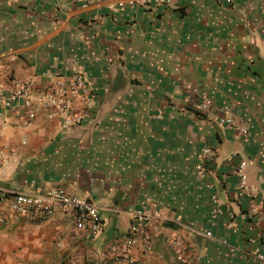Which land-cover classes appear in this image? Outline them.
I'll return each instance as SVG.
<instances>
[{
    "label": "crops",
    "instance_id": "crops-1",
    "mask_svg": "<svg viewBox=\"0 0 264 264\" xmlns=\"http://www.w3.org/2000/svg\"><path fill=\"white\" fill-rule=\"evenodd\" d=\"M143 1L0 0L8 87L79 74L95 93L70 127L0 100V192L64 188L102 219L4 207L0 264H264V0ZM137 211L151 219L128 247Z\"/></svg>",
    "mask_w": 264,
    "mask_h": 264
},
{
    "label": "built area",
    "instance_id": "built-area-1",
    "mask_svg": "<svg viewBox=\"0 0 264 264\" xmlns=\"http://www.w3.org/2000/svg\"><path fill=\"white\" fill-rule=\"evenodd\" d=\"M156 3H166L169 0H155ZM144 3H152V0H144ZM11 86L8 87L3 78L0 77V100L4 106L9 108L18 100L23 99L25 105L29 107L26 123L30 122L35 116L34 104L39 101L48 102L53 106L50 112L51 116H61L64 125L67 127L80 124L85 118L89 108L95 98V93L91 85L86 79L79 74L70 77L57 76L49 88L37 92L34 89V81L29 80H10ZM75 99H79L84 104L82 112H74ZM203 106H208V102H204ZM209 153V150H206ZM3 157L0 156V162ZM246 162L243 161L240 166L241 183L238 189V195L242 196L249 192L252 187L248 184L247 175L244 171ZM57 206H63L76 211V225L78 229L90 230L97 233L102 228V219L99 207L86 198L76 196L67 192L64 188H53L47 192H16L7 196L0 192V211L4 207H8L17 216L27 215H49L52 214ZM2 217L0 212V218ZM4 219V218H1ZM150 214L137 211L133 214L132 222L129 229V236L126 238V244L131 247L135 241V235L143 226L149 223ZM207 233H211L207 231ZM176 253L184 259L182 253V242L179 239L174 240ZM150 245V244H148ZM260 258H264L261 254ZM128 264L132 263L130 257H127Z\"/></svg>",
    "mask_w": 264,
    "mask_h": 264
}]
</instances>
